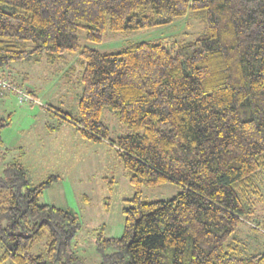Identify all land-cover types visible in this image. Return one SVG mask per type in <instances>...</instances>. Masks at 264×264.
Here are the masks:
<instances>
[{
	"label": "trees",
	"instance_id": "1",
	"mask_svg": "<svg viewBox=\"0 0 264 264\" xmlns=\"http://www.w3.org/2000/svg\"><path fill=\"white\" fill-rule=\"evenodd\" d=\"M187 15L206 33L108 53L80 44V30L96 45L107 30H151ZM65 55L82 65L81 93L78 116H60L82 138L118 148L134 192L120 236L98 226L94 264H264V253L246 254L232 236L264 200V0H0V95L14 84L5 66ZM104 108L130 132L110 139ZM11 116H0V146ZM57 178L33 184L19 159L0 170V263L89 264L72 246L78 217L39 202ZM170 181L179 193L142 200L143 187Z\"/></svg>",
	"mask_w": 264,
	"mask_h": 264
},
{
	"label": "rangeland",
	"instance_id": "2",
	"mask_svg": "<svg viewBox=\"0 0 264 264\" xmlns=\"http://www.w3.org/2000/svg\"><path fill=\"white\" fill-rule=\"evenodd\" d=\"M205 33L204 21L187 15L151 30H107L103 42L96 45L86 40L83 30L79 31V36L82 46L89 45L108 53L119 50L130 41L186 42ZM67 61L74 65L65 72ZM8 66L3 70H11V76L7 77L13 79L14 84L7 86L5 95H0V116L11 113L12 123L2 129L0 170L10 161L19 159L27 168L33 184L58 174L57 180L40 195L39 202L70 210L78 217L81 229L73 238V249L85 258V262L98 263L100 258L95 250L98 226L105 224L108 236H120L124 220L122 209L131 204L126 199L134 192L118 148L109 141L94 142L82 138L73 123L58 112H66L73 118L78 116L82 65L65 55L63 60L51 63L43 56L40 62L18 60ZM30 91L36 98L23 95ZM102 120L109 127L110 139L130 132L125 124L118 122L112 110L104 108ZM259 185L264 193V172ZM180 191L181 186L172 181L145 186L142 200H166ZM257 209V216L242 222L232 234L244 245L246 254L264 253V200ZM44 247V239L38 240L31 251L37 254ZM0 264L13 263L5 260Z\"/></svg>",
	"mask_w": 264,
	"mask_h": 264
},
{
	"label": "crops",
	"instance_id": "3",
	"mask_svg": "<svg viewBox=\"0 0 264 264\" xmlns=\"http://www.w3.org/2000/svg\"><path fill=\"white\" fill-rule=\"evenodd\" d=\"M21 157V156H20ZM262 225H264V224H262Z\"/></svg>",
	"mask_w": 264,
	"mask_h": 264
},
{
	"label": "built area",
	"instance_id": "4",
	"mask_svg": "<svg viewBox=\"0 0 264 264\" xmlns=\"http://www.w3.org/2000/svg\"><path fill=\"white\" fill-rule=\"evenodd\" d=\"M25 97H27V96H25Z\"/></svg>",
	"mask_w": 264,
	"mask_h": 264
}]
</instances>
